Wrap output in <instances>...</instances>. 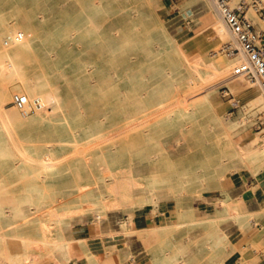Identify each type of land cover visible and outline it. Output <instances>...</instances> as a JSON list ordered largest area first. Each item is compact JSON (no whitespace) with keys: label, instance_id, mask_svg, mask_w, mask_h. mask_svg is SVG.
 Returning a JSON list of instances; mask_svg holds the SVG:
<instances>
[{"label":"rangeland","instance_id":"rangeland-1","mask_svg":"<svg viewBox=\"0 0 264 264\" xmlns=\"http://www.w3.org/2000/svg\"><path fill=\"white\" fill-rule=\"evenodd\" d=\"M89 1L0 0L1 29L23 17H28L38 27L36 43L39 53L31 64L34 69L49 73L60 68L67 73L62 81L64 92L74 103L78 100L84 111L74 119L79 133H83L90 122L101 118L105 128L103 134L108 135L105 142L79 146H60L64 137H60L59 132H56L59 134L56 137H43L39 129L33 137L21 139L36 146L50 142L59 147L62 161L70 167L58 181L66 189L60 194L68 189L74 191L73 196L78 198L80 187L97 172V166L111 162L137 169L136 187L140 190L149 189L147 183L156 180L157 190L167 196L173 218L178 210L183 211L185 216L181 225H174L171 229L141 231L140 236L147 248L163 253L166 245L169 248L167 252L174 253L178 244L196 242L193 233L200 228L203 229L202 240L207 248L203 259L194 260L193 264L216 261L219 258L218 245L211 244L210 237L223 219L200 221L203 218L194 215L198 221L193 222L189 213H195L198 199L223 187V180L229 174L223 180L218 179L217 168L223 160L229 166L240 161L234 151L239 146L237 137L243 121L234 125L231 119L237 121L243 118L249 128L264 120V99L256 101L257 91L243 86L238 93L230 89L232 70L227 64L242 54L241 49H238L231 32L229 36L216 33L219 29L216 28L217 23L224 19L213 0H116L110 11L97 14L103 33L91 29L84 19L89 11ZM242 2L250 6L247 14L250 20H261L262 11L254 5V0H231V5L240 6ZM263 4L264 0H261L259 5ZM41 13L46 15L44 19L39 17ZM163 26L176 38L175 46L167 52L157 49L153 42L154 29H162ZM99 43H110L116 50L107 47L100 54L97 49L89 48L91 44ZM0 45H12L5 32L0 33ZM226 45L237 49L233 53L232 48ZM89 61L94 66L90 69L87 68ZM151 63H159L166 71H180L183 80L164 83L153 76H147L142 81L136 78L134 82L127 79L128 73L146 71ZM199 65H210L216 77L191 80V72ZM91 71L95 77L87 76ZM113 71H116L115 76ZM250 71L249 68L243 73V80L258 81L251 77ZM102 76H112L113 83H105L104 90L90 93L92 84L99 85ZM199 85L212 86L225 106L221 114L217 116L199 110L193 113L186 107L185 93L192 86ZM143 102L152 104V112L146 116L134 114L139 118L137 124L128 128L125 118ZM160 111L170 115L159 116ZM111 148L115 151L113 157L109 155ZM17 171L15 159L0 154V199L3 202L24 191L29 184L28 179ZM197 179H203L204 183L197 182ZM44 203L42 208L35 205L25 207L30 217L22 224L21 230L29 237L51 238L54 234L55 224L36 216L61 202L48 198ZM41 243L46 244V249L50 251L51 246L46 241L18 239L8 234L0 239V253L4 262L18 264L11 254V246L12 250L22 252L28 244ZM251 243L259 247L258 240ZM158 247L160 250H156ZM19 250L15 252L19 253Z\"/></svg>","mask_w":264,"mask_h":264},{"label":"bare ground","instance_id":"bare-ground-1","mask_svg":"<svg viewBox=\"0 0 264 264\" xmlns=\"http://www.w3.org/2000/svg\"><path fill=\"white\" fill-rule=\"evenodd\" d=\"M114 1L116 0L89 1V11L84 19L87 21V25L91 26V29L104 32L103 25L97 21V14L110 11L113 8ZM39 17L44 19L46 15L41 13ZM216 28H219L216 29V33L221 36H229V32H231L225 19L217 23ZM0 30L7 34L12 43L9 47L0 45V154L14 158L18 174L26 177L29 183L24 191L11 197L7 202L0 199V239L10 234L18 239L33 238L40 242L46 241L53 249L63 245H71L73 239H68L64 234L66 226L71 221L68 217L84 211L85 204L87 205V212H93L96 218H99L112 203L133 208L141 202H147L149 199L156 200L155 195L158 188L156 180L152 179L147 183L149 184L147 186H149L150 194H144L145 198L137 201L133 190L136 184L134 177L137 169L124 165L117 166L111 162L96 167L97 172L87 180V183L82 185V188L80 187L79 197L74 203L64 202L58 204L55 208L50 207L46 213L36 216L38 219L55 224L56 234L54 238L29 237L22 232V224L28 221L30 217L25 211V207L35 205L37 208H42L46 204L44 201L48 198L58 202V194L66 191L58 181L63 178L66 170L70 167H67L62 161L58 146H54L50 142H46L42 146H36L21 138L33 137V133L39 129L59 132L60 135H58L65 138L61 140L60 146L68 144L79 146L90 143L97 145L105 142L108 135L103 134L105 128L101 123V118L90 122L85 131L79 133L74 119L75 116L82 114L84 111L78 100L74 103L64 92L62 81L67 75L66 72L60 68L51 70L49 73L46 70L37 71L31 65L33 58L39 53L36 43L38 27L34 22L28 17H23L9 22L8 27L0 28ZM154 30L153 42L156 44L157 49L167 52L175 46L176 38L168 31L166 26ZM107 47L111 48L112 51L116 50L110 43L91 44L89 48H95L100 54H103ZM241 52L242 54L235 61L227 64L232 70L230 72L232 76L230 89L234 93H238L241 86L245 89L257 87L260 94L256 97V101H261L264 99L262 98L264 96V86L261 81L243 80V73L247 72L249 68L251 69V65L244 52ZM198 57L202 61V57L200 55ZM92 67H94L92 62H87V68ZM93 73L91 71L87 76L90 78L95 77ZM112 75L115 76L116 71H113ZM147 76H153L155 80L164 83L183 80L180 71H166L162 69L159 63H151L146 71L130 72L126 77L129 81L134 82L136 78L142 81ZM111 77L102 76L98 81L99 85L92 84L90 93H94L96 90H104L105 83L108 85L113 83ZM190 77L193 81L200 80V77L208 80L215 78L216 73L212 71L210 65H206V67L199 65L191 72ZM211 87L199 85L188 89L185 93L186 107L192 110L193 113L199 110L204 113H215L217 116L221 114L225 106ZM122 92L126 93L123 90ZM22 96L27 97L28 101L25 104L20 103V97ZM151 109L152 104L147 102L138 104L135 111L130 112L125 118V124L128 128H133L139 119L134 114L146 116L152 112ZM169 115L160 111L159 116L166 117ZM242 121L243 125L247 123L243 118L237 121L231 119L234 125H238ZM260 142L261 147L252 153L250 151L244 153L241 149L234 151V155L239 157L241 165L253 167L251 171L255 174L259 173L260 166H264V164H259V167H256L258 165L254 164L255 160L264 157V137ZM114 152L111 148L109 155L113 157ZM231 168L232 166H229L228 162L223 160L222 165L217 168L218 178H222ZM237 217L239 220L241 219L240 216ZM180 223L179 220L177 224ZM173 226L167 225L156 230L165 231L173 228ZM2 229L4 230L2 231ZM122 232L130 234L125 222H123ZM112 235L114 233L103 234L102 236L104 240H107V237ZM0 264H8L4 262L1 253Z\"/></svg>","mask_w":264,"mask_h":264},{"label":"crops","instance_id":"crops-1","mask_svg":"<svg viewBox=\"0 0 264 264\" xmlns=\"http://www.w3.org/2000/svg\"><path fill=\"white\" fill-rule=\"evenodd\" d=\"M249 11L248 5L246 14ZM261 14L263 15L261 20L251 22L262 34L261 45L264 48V12ZM249 88L260 94L257 87ZM42 132L43 137L58 136L53 131ZM238 132V149L244 153L249 151L252 153L261 147L264 121L253 128H249L246 123ZM254 164L258 165L256 167L264 164V157L255 160ZM252 168L241 165V161L232 165L226 177L225 174L218 178L223 180L225 177L223 187L198 199L195 203V213L193 211L189 213L193 222L198 221L196 217L203 218L200 221L223 219L210 237L211 244L218 245L219 258L210 262L205 260L202 264H264V166L259 167L258 174L253 173ZM134 179L135 198L140 201L145 198L144 194H150V189H138L137 177ZM197 182L204 183V180L197 179ZM67 192L58 195L59 202L74 203L77 200L73 196L74 191L70 192L67 189ZM65 196L70 197L64 199ZM155 197L156 200L149 199L133 208L112 203L99 218H96L93 212H87L85 204L84 211L68 217L71 221L66 226L64 234L68 239H73L71 245L49 248V251L44 243L28 244L25 251L15 249L19 250V253L12 250L11 246V254L18 264H193L194 260L203 259L207 246L202 240L203 229L200 228L193 233L196 242L178 244L174 253L167 252L169 248L166 245L163 253L153 252L155 248L152 251L147 248L140 236L141 231L176 225L179 220L181 225L185 216L183 211L178 210L173 218L172 208L163 191L157 190ZM237 216L241 219L239 220ZM123 222L130 234L122 232ZM53 233L51 238L55 237L56 231ZM112 233L114 235L107 237V240L103 239V234ZM257 240L258 248L251 243ZM156 250H160V247Z\"/></svg>","mask_w":264,"mask_h":264},{"label":"built area","instance_id":"built-area-1","mask_svg":"<svg viewBox=\"0 0 264 264\" xmlns=\"http://www.w3.org/2000/svg\"><path fill=\"white\" fill-rule=\"evenodd\" d=\"M223 18L225 19L233 37L238 43V49L244 52L250 65V75L252 78L261 81L264 86V48L261 45L262 34L255 29L253 23L246 14L248 4L242 2L240 6H232L231 0H213ZM261 0H254V5L258 6V10L264 12V4L259 5ZM234 53L237 48L232 45ZM27 97H20V103L25 104ZM264 114V113H263ZM264 121V120H262Z\"/></svg>","mask_w":264,"mask_h":264}]
</instances>
